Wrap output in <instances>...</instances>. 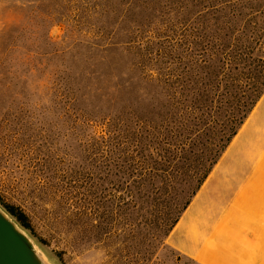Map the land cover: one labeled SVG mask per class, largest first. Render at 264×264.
Here are the masks:
<instances>
[{"label":"trees","instance_id":"1","mask_svg":"<svg viewBox=\"0 0 264 264\" xmlns=\"http://www.w3.org/2000/svg\"><path fill=\"white\" fill-rule=\"evenodd\" d=\"M66 17L95 51L50 70L56 53L35 52L42 94L89 134L87 161L116 178L121 204L161 210L166 240L264 93V0H56L36 26ZM0 205L36 237L22 209Z\"/></svg>","mask_w":264,"mask_h":264},{"label":"rangeland","instance_id":"2","mask_svg":"<svg viewBox=\"0 0 264 264\" xmlns=\"http://www.w3.org/2000/svg\"><path fill=\"white\" fill-rule=\"evenodd\" d=\"M55 1L0 0V199L28 215L35 238L59 264H197L160 237L159 208L138 209L129 194L120 203L116 178L87 161L89 134L42 94L48 71L39 70L46 62L35 52L56 53L50 70L95 51L89 30L73 32L72 19L36 26ZM248 90L242 83L239 93Z\"/></svg>","mask_w":264,"mask_h":264},{"label":"crops","instance_id":"3","mask_svg":"<svg viewBox=\"0 0 264 264\" xmlns=\"http://www.w3.org/2000/svg\"><path fill=\"white\" fill-rule=\"evenodd\" d=\"M166 242L197 264H264V93Z\"/></svg>","mask_w":264,"mask_h":264},{"label":"water","instance_id":"4","mask_svg":"<svg viewBox=\"0 0 264 264\" xmlns=\"http://www.w3.org/2000/svg\"><path fill=\"white\" fill-rule=\"evenodd\" d=\"M0 264H59L42 244L0 205Z\"/></svg>","mask_w":264,"mask_h":264}]
</instances>
